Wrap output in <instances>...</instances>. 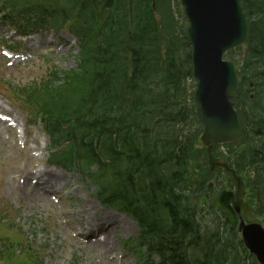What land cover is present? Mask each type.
<instances>
[{
	"label": "trees",
	"instance_id": "16d2710c",
	"mask_svg": "<svg viewBox=\"0 0 264 264\" xmlns=\"http://www.w3.org/2000/svg\"><path fill=\"white\" fill-rule=\"evenodd\" d=\"M240 1L248 20L238 91L243 132L229 147L237 172L250 173L254 216L264 223V0ZM0 18L21 34L64 29L76 37V68L54 67L15 87L13 99L58 148L51 163L79 170L103 205L136 221L139 264H257L236 228L220 224L212 201L205 213L198 208L218 176L206 162L193 166L202 125L179 0H0ZM19 241L5 239L2 264H44Z\"/></svg>",
	"mask_w": 264,
	"mask_h": 264
},
{
	"label": "rangeland",
	"instance_id": "374dc122",
	"mask_svg": "<svg viewBox=\"0 0 264 264\" xmlns=\"http://www.w3.org/2000/svg\"><path fill=\"white\" fill-rule=\"evenodd\" d=\"M39 35L41 37L29 45L8 27L0 26L2 84L8 82L22 86L45 79L47 72L54 67L61 70L76 67L78 48L69 33L42 32ZM2 38L14 42L21 40L18 49L20 53L7 59L3 55L5 50L1 47ZM241 52L237 49L228 59L242 66L245 55H241ZM0 108V116L6 115L1 117L9 119L6 126L0 127V215L5 217V220L0 221L4 224L0 228L5 230L0 231L5 237L2 245L7 244L4 243L5 239L12 240L13 235L20 240L28 238L29 243L43 255L45 264H139L130 247L126 245V240L137 237V224L130 217L116 215L118 212L101 205L93 196L95 187L79 172L56 170L65 180L57 183V191L50 203L29 202L25 199V193L16 184L23 181L27 172H32L35 168L55 170L48 163L49 139L40 125H28L25 113L18 106L0 97ZM200 146L201 144L197 145L195 149L193 164L198 168L205 165L201 156L204 148ZM217 148L224 157L233 159L229 146ZM216 154L218 153L215 150L214 155ZM194 168L191 169L192 172ZM196 172L194 174H199V171ZM91 213L96 221L87 226V218ZM105 213L116 216L118 221L114 223L111 217H100ZM109 223L114 229L112 235L116 241L114 255L125 256L126 262L101 260L93 247L85 244L84 238L76 236L82 227H94L98 224L104 226ZM23 253L16 248L17 255Z\"/></svg>",
	"mask_w": 264,
	"mask_h": 264
},
{
	"label": "water",
	"instance_id": "95a60500",
	"mask_svg": "<svg viewBox=\"0 0 264 264\" xmlns=\"http://www.w3.org/2000/svg\"><path fill=\"white\" fill-rule=\"evenodd\" d=\"M180 3L189 22L193 77L197 82L194 98L203 126L201 142L207 147L209 164L214 170L225 164L212 156L213 146L240 136L235 102L238 77L234 65L225 60L224 55L246 42L248 25L240 0H180ZM232 179L236 193L221 192L215 198V204L228 214L234 225L237 224L236 211L243 207L245 221L240 222L238 230L258 263L264 264V229L253 221L250 206L241 201L244 186L234 171ZM211 187L212 183L208 189ZM232 201L236 211L230 205Z\"/></svg>",
	"mask_w": 264,
	"mask_h": 264
},
{
	"label": "bare ground",
	"instance_id": "6f19581e",
	"mask_svg": "<svg viewBox=\"0 0 264 264\" xmlns=\"http://www.w3.org/2000/svg\"><path fill=\"white\" fill-rule=\"evenodd\" d=\"M39 37H40L39 35L29 36L27 38V42L31 44L33 40H36ZM1 116H6V115L1 114ZM1 118H0V127L6 126V122H9V120L3 117ZM58 171L62 172V170H58ZM54 172L55 173H47L42 168H35L32 172H27L23 181H19L16 184V187L25 193L26 196L25 199L28 200L29 202L41 201L43 203H50V201L53 200V197L55 195L51 193V191L48 190L46 187L47 186L54 187L57 185L58 182L65 180L61 174H59L56 171ZM116 215L120 216V214L118 213ZM100 217H111L114 223L118 221V218L116 216H112L108 213L101 214ZM95 221L96 218H94V215L92 213L89 214L87 218V226H89L90 224H94ZM123 223L124 222H122L121 224L122 227H123ZM113 230L114 229L112 227L110 228L108 227L100 231V233H98L96 236L87 237L85 238L86 240L85 244L91 245L94 251L97 252L98 258H100L101 260L113 261V262L125 260L126 262L125 256L118 254L114 255L116 241H115V237L112 235L114 234ZM76 236H80V235L76 234Z\"/></svg>",
	"mask_w": 264,
	"mask_h": 264
}]
</instances>
